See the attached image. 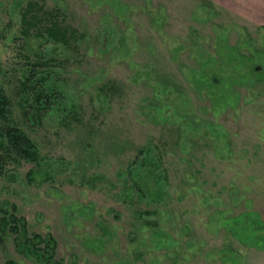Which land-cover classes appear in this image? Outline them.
Here are the masks:
<instances>
[{"label":"rangeland","instance_id":"1","mask_svg":"<svg viewBox=\"0 0 264 264\" xmlns=\"http://www.w3.org/2000/svg\"><path fill=\"white\" fill-rule=\"evenodd\" d=\"M32 2L78 39L26 35ZM230 3L0 0L16 114L40 118L25 78L59 98L19 122L40 160L0 151V264H264V0ZM24 224L55 246L29 253Z\"/></svg>","mask_w":264,"mask_h":264},{"label":"trees","instance_id":"2","mask_svg":"<svg viewBox=\"0 0 264 264\" xmlns=\"http://www.w3.org/2000/svg\"><path fill=\"white\" fill-rule=\"evenodd\" d=\"M60 12L54 10H46L44 6L39 5L37 2L29 3L28 6L22 12V28L23 32L28 35L31 34L32 31H35L39 36L44 37L46 39H51L56 42H62L65 45H70L74 40L78 39V32L74 29H71L68 26L64 25V20H62V15ZM44 65V64H40ZM50 76V74H49ZM45 78L48 79V75L43 77L42 80L38 82H28L29 79L33 78H25L22 86V92L19 94L21 100H25V95L27 94V98H30V95L34 98L35 104L34 109L35 113H39L40 118H36L34 114L30 111H27L23 107V112L20 115H17L15 112V103L12 98L7 94L6 90L0 87V151H3V154L8 159L13 160L16 163H20L22 161L34 162L41 159L39 147H37L35 141L29 136V134L22 128L19 124L22 123H30L31 125H41L43 115H45L49 110L52 109L54 102L59 98H55L52 95L53 89H48V81H45ZM50 91V93H48ZM54 101V102H52ZM14 110V111H13ZM77 115V114H76ZM35 119L38 120V123H35ZM143 153L141 151L138 155V158L130 163L128 168V176L130 178H134L136 175V171L146 169L149 165L148 160H143ZM6 159L3 156H0V163L5 161ZM142 159V160H141ZM167 175L165 174L162 178L161 174H158L157 182L161 179L167 180ZM139 192L144 191L141 187H139ZM160 198V193L156 194ZM12 218V221L16 223H20V219H17L14 214H10L8 219ZM17 227V226H15ZM15 229L14 232H16ZM24 233L27 237V245L25 243H20L19 245L26 247L29 253H32L39 256V251L36 250L33 245V241H45L47 244L46 247H54L55 241L52 239H42L41 235L30 234L26 228V225H23ZM31 236V238H30ZM9 264H14L13 262Z\"/></svg>","mask_w":264,"mask_h":264},{"label":"crops","instance_id":"3","mask_svg":"<svg viewBox=\"0 0 264 264\" xmlns=\"http://www.w3.org/2000/svg\"><path fill=\"white\" fill-rule=\"evenodd\" d=\"M231 3H230V6L231 8H233L234 11H236L237 7H238V3H239V0H230ZM258 9L255 8V12H257ZM238 12V11H236Z\"/></svg>","mask_w":264,"mask_h":264}]
</instances>
